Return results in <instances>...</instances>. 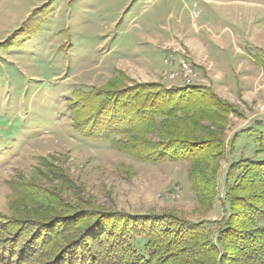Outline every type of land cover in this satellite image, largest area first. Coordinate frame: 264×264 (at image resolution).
I'll list each match as a JSON object with an SVG mask.
<instances>
[{"label": "rangeland", "instance_id": "obj_1", "mask_svg": "<svg viewBox=\"0 0 264 264\" xmlns=\"http://www.w3.org/2000/svg\"><path fill=\"white\" fill-rule=\"evenodd\" d=\"M118 72L137 84L204 86L240 112L227 116L214 204L195 200L187 162L141 163L73 131L72 92L104 88ZM263 129L264 0H0V223L22 208L13 182H48L56 167L70 201L170 212L205 221L215 238L229 166L264 162Z\"/></svg>", "mask_w": 264, "mask_h": 264}, {"label": "trees", "instance_id": "obj_2", "mask_svg": "<svg viewBox=\"0 0 264 264\" xmlns=\"http://www.w3.org/2000/svg\"><path fill=\"white\" fill-rule=\"evenodd\" d=\"M117 74L104 88L72 92L66 107L73 131L141 163L187 162L195 200L214 204L227 116L240 112L204 86L166 88ZM259 134L264 153V129ZM55 168L48 182H13L23 203L12 219H1L4 264H264L263 161L230 164L215 238L205 221L170 212L131 214L70 201V180Z\"/></svg>", "mask_w": 264, "mask_h": 264}, {"label": "built area", "instance_id": "obj_3", "mask_svg": "<svg viewBox=\"0 0 264 264\" xmlns=\"http://www.w3.org/2000/svg\"><path fill=\"white\" fill-rule=\"evenodd\" d=\"M172 58V60H174V56L173 57H171ZM169 61V60H168ZM183 64H184V66L187 68V69H190L191 70V68H190V66L188 65V63L186 62H183Z\"/></svg>", "mask_w": 264, "mask_h": 264}]
</instances>
